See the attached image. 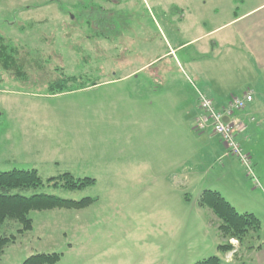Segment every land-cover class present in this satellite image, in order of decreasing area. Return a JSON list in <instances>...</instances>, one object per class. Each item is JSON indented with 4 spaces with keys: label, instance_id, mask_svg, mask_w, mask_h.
<instances>
[{
    "label": "rangeland",
    "instance_id": "rangeland-1",
    "mask_svg": "<svg viewBox=\"0 0 264 264\" xmlns=\"http://www.w3.org/2000/svg\"><path fill=\"white\" fill-rule=\"evenodd\" d=\"M88 1L0 0V37L47 70L31 71L22 82L0 78V171L37 170L44 184L24 195L93 198L79 209L31 210L32 228L5 248L0 264H20L38 252L60 253L59 264H147L171 241L175 257L179 237L190 238V249L203 247L180 264L211 255L222 264H254L244 248L241 258L226 261L216 248L224 240L206 223L209 208L198 217L193 204L211 189L238 212L259 214L264 249L263 179L254 186L235 157L225 156L218 136L198 132L194 119L183 117L196 105L197 73L214 76L206 65L227 58L219 40L233 27L203 33L256 0H110L100 23L93 13H79ZM62 76L75 77L69 86L85 87L50 94L48 82ZM220 98L214 100L225 102ZM261 128L237 137L254 158L264 156ZM65 172L94 183L75 190L46 184Z\"/></svg>",
    "mask_w": 264,
    "mask_h": 264
},
{
    "label": "trees",
    "instance_id": "trees-1",
    "mask_svg": "<svg viewBox=\"0 0 264 264\" xmlns=\"http://www.w3.org/2000/svg\"><path fill=\"white\" fill-rule=\"evenodd\" d=\"M95 5L93 0L86 2L80 9L79 13H93L96 21L104 22L106 20L107 9L103 5ZM87 15V16H88ZM92 25V23H89ZM38 59L32 54L27 53L19 46L6 42L0 37V78L7 76L15 81H25L29 72L37 71L47 73L42 68ZM38 67V68H35ZM3 73V74H2ZM75 77H59L50 80L48 83V92L56 94L64 91L78 89L83 86L80 82L77 86H69L68 83ZM74 81V80H73ZM91 84H95L92 82ZM252 159V158H251ZM94 183L91 177H74L68 172L57 177H50L46 184L61 186L62 188L75 190L86 185ZM44 182L35 169H17L0 171V258L5 248L14 243L18 234L32 228V221L28 216L31 210H44L53 208H83L93 201L91 197H83L79 200L62 198L54 194L34 193L24 195L21 192L42 186ZM198 205L209 208L218 218L219 224L217 229L223 243L217 245L218 250L225 254L233 249L229 239L235 238L238 241V249L233 256H237L239 250L259 249L261 222L253 212H238L235 207L228 202L218 191L204 189L197 200ZM17 226V227H16ZM16 233H13V231ZM60 253L58 252H38L27 256L20 264H59ZM194 264H222L221 258L217 255L205 257Z\"/></svg>",
    "mask_w": 264,
    "mask_h": 264
},
{
    "label": "crops",
    "instance_id": "crops-1",
    "mask_svg": "<svg viewBox=\"0 0 264 264\" xmlns=\"http://www.w3.org/2000/svg\"><path fill=\"white\" fill-rule=\"evenodd\" d=\"M230 1L231 2L245 1L248 3L254 2V0H230ZM230 13H233L234 15L227 22H223L219 25H216L213 29L207 30L206 32L203 33L204 36H207L214 30H218V32L220 33L228 26L233 27L232 31L230 29H228L227 31H222L224 32L222 36L223 38L221 37L219 40L220 45L226 49L224 55L227 58L220 59L216 64L213 65L207 64L206 65L207 69L213 70L212 68L214 67L215 69L214 76L210 74L202 76L201 71H199L197 73V79L199 82L195 84L199 89L204 91L213 100L215 98H220L223 96L224 98L225 97L228 98L229 97L228 95H230L234 91L237 94L238 93L240 94L242 91L246 89H251L253 93V100L250 103H248L244 108L243 112H241V117L244 119L246 124L248 123L245 132H247L250 127H254L256 130H258L259 126H261L262 127L261 130L264 131V0H256L255 4L246 7V9L240 12L241 14L239 15L236 14L239 13L238 10H233ZM257 13H263V14L260 17L255 18ZM229 34L230 35L232 34V36L229 37ZM239 43L246 48V51H244L245 54L238 52L236 50L237 48H239L238 47ZM215 45L217 46L218 44L215 43ZM239 49L242 50V48ZM234 59H238V60L231 61ZM226 98L225 101L227 100ZM223 102L221 103L216 102V103L222 104ZM195 114H196V105L194 109L185 110V115L183 117V120L189 121V119L191 118L194 119ZM250 117H253L252 121L249 120ZM255 117H257V119H255ZM253 123L254 125H252ZM244 138H246V135L244 136ZM251 158H252L254 172H257V174L255 173L257 177L263 179V181L262 180L261 181L264 184V156H259L258 154H256L255 158L252 157V155ZM234 160L238 163V161L235 158ZM118 173L116 177H121ZM105 174L110 175L107 172H105ZM198 198H196L193 206L196 208V215L199 217L202 215V211L206 207H202L198 205L197 202ZM184 199L187 200L188 197L184 195ZM208 210L211 212V214L208 217L206 223L209 226V228L211 227V225L213 226L215 225L217 236L220 239L221 236L219 234V231H217L219 220L212 213L210 209ZM250 212L256 214L254 211H250ZM256 216L260 218L259 214L258 215L256 214ZM262 230L263 228L261 227L260 235L262 233ZM179 239L183 242V244L184 243L185 244L183 246V244L181 243L180 248L177 249L178 251L175 257L173 256L172 241H171V243H165L162 245L164 252L161 254V256H159L158 258L149 259L147 264H180L181 260L185 257H186L185 261H187L188 259L187 257H189L188 255L190 251L194 253H198V251L203 248V247L199 248V244H198V247L195 246L192 249H190L188 243L190 239L189 237L185 240L183 237H179ZM200 246H203V244H200ZM184 249L185 252L182 257L181 254ZM247 253L251 254L252 256H256L257 259L253 258L254 264H264L263 247H260L259 249L247 250ZM224 256L225 254H223V258L225 259ZM236 257L241 258L239 254L237 256L232 257L233 259L232 258L231 259L234 260L236 259ZM180 258L182 259L180 260ZM193 259H196L194 261L197 262L199 261L200 258L198 257ZM225 260L230 261V259L229 260L225 259Z\"/></svg>",
    "mask_w": 264,
    "mask_h": 264
},
{
    "label": "built area",
    "instance_id": "built-area-1",
    "mask_svg": "<svg viewBox=\"0 0 264 264\" xmlns=\"http://www.w3.org/2000/svg\"><path fill=\"white\" fill-rule=\"evenodd\" d=\"M196 114L194 116V128L198 132L211 130L217 135L225 148V155L237 159L245 174L256 187H261L254 172L251 156L244 150L237 137L246 130V122L243 118L235 116L236 111H242L253 100L251 89H246L240 94H230L225 102L217 104L210 96L199 88H195ZM227 117L224 121L223 118ZM250 121L253 117L249 118ZM237 244V240H231ZM230 254V255H229ZM227 257H230L232 252Z\"/></svg>",
    "mask_w": 264,
    "mask_h": 264
},
{
    "label": "water",
    "instance_id": "water-1",
    "mask_svg": "<svg viewBox=\"0 0 264 264\" xmlns=\"http://www.w3.org/2000/svg\"><path fill=\"white\" fill-rule=\"evenodd\" d=\"M223 120L226 121V120H227V117L225 116V117L223 118Z\"/></svg>",
    "mask_w": 264,
    "mask_h": 264
}]
</instances>
